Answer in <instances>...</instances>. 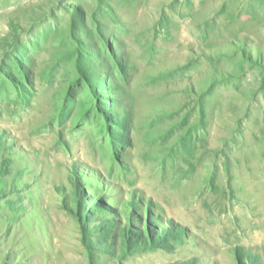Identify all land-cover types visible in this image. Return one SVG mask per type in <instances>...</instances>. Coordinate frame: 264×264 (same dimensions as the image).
Here are the masks:
<instances>
[{
  "label": "rangeland",
  "instance_id": "374dc122",
  "mask_svg": "<svg viewBox=\"0 0 264 264\" xmlns=\"http://www.w3.org/2000/svg\"><path fill=\"white\" fill-rule=\"evenodd\" d=\"M261 168L264 0H0V264H264Z\"/></svg>",
  "mask_w": 264,
  "mask_h": 264
},
{
  "label": "bare ground",
  "instance_id": "6f19581e",
  "mask_svg": "<svg viewBox=\"0 0 264 264\" xmlns=\"http://www.w3.org/2000/svg\"><path fill=\"white\" fill-rule=\"evenodd\" d=\"M96 9V8H95ZM137 13V12H136ZM139 15V14H138ZM185 17V16H184ZM250 170V173H252L254 170L253 169H249ZM216 173V172H215ZM255 174H257V175H260L261 173H264V168H261L260 170L259 169H257V172H254ZM178 187V186H177ZM182 187H179L178 188V190H180ZM177 190V189H176ZM177 190V191H178ZM201 195H203L202 193H201ZM196 196H199V193L197 192H195V195L194 196H190V197H188V205H189V207L191 206L190 204L191 203H193V202H196ZM204 196V195H203ZM207 198V197H206ZM206 198H204L205 200H206ZM203 199V198H202ZM201 199V200H202ZM200 200V201H201ZM205 200H204V202H205ZM202 202V201H201ZM204 202H202V203H204ZM197 204V203H196ZM196 204H194L192 207H190V209L191 208H193V207H195V205ZM201 206H204L203 204L201 205ZM204 213V212H203ZM207 214V213H206ZM203 216V215H202ZM208 225V224H207Z\"/></svg>",
  "mask_w": 264,
  "mask_h": 264
}]
</instances>
